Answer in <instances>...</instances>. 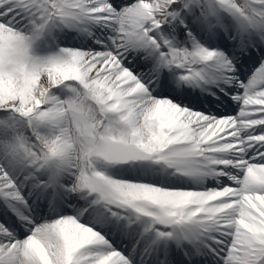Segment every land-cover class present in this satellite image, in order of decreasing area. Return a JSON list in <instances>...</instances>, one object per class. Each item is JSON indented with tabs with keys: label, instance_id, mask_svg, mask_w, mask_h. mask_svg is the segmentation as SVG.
<instances>
[{
	"label": "snow or ice",
	"instance_id": "1",
	"mask_svg": "<svg viewBox=\"0 0 264 264\" xmlns=\"http://www.w3.org/2000/svg\"><path fill=\"white\" fill-rule=\"evenodd\" d=\"M0 264H264V0H0Z\"/></svg>",
	"mask_w": 264,
	"mask_h": 264
}]
</instances>
